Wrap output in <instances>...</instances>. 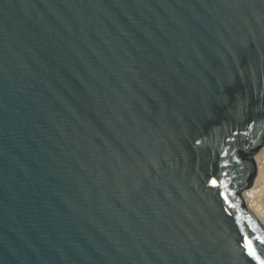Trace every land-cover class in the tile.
I'll return each instance as SVG.
<instances>
[{
	"label": "water",
	"instance_id": "95a60500",
	"mask_svg": "<svg viewBox=\"0 0 264 264\" xmlns=\"http://www.w3.org/2000/svg\"><path fill=\"white\" fill-rule=\"evenodd\" d=\"M264 0H0V264H264Z\"/></svg>",
	"mask_w": 264,
	"mask_h": 264
},
{
	"label": "bare ground",
	"instance_id": "6f19581e",
	"mask_svg": "<svg viewBox=\"0 0 264 264\" xmlns=\"http://www.w3.org/2000/svg\"><path fill=\"white\" fill-rule=\"evenodd\" d=\"M257 179L250 190V199L253 206L264 215V149L256 154Z\"/></svg>",
	"mask_w": 264,
	"mask_h": 264
}]
</instances>
